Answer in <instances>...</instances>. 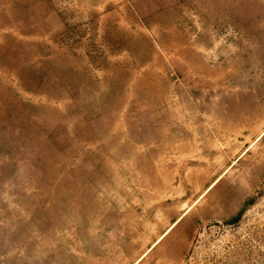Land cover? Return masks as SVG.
<instances>
[{
	"label": "rangeland",
	"instance_id": "374dc122",
	"mask_svg": "<svg viewBox=\"0 0 264 264\" xmlns=\"http://www.w3.org/2000/svg\"><path fill=\"white\" fill-rule=\"evenodd\" d=\"M0 264H264V0H0Z\"/></svg>",
	"mask_w": 264,
	"mask_h": 264
},
{
	"label": "bare ground",
	"instance_id": "6f19581e",
	"mask_svg": "<svg viewBox=\"0 0 264 264\" xmlns=\"http://www.w3.org/2000/svg\"><path fill=\"white\" fill-rule=\"evenodd\" d=\"M175 224V222H173L170 226H169V228H167L166 229V231L164 232V233H162L158 238H157V240L155 241V242H157L158 240H160L162 237H163V235L165 234V233H167L171 228H172V226ZM154 242V243H155Z\"/></svg>",
	"mask_w": 264,
	"mask_h": 264
},
{
	"label": "crops",
	"instance_id": "0c3cea01",
	"mask_svg": "<svg viewBox=\"0 0 264 264\" xmlns=\"http://www.w3.org/2000/svg\"><path fill=\"white\" fill-rule=\"evenodd\" d=\"M170 224H171V223H170ZM170 224H169V225H170ZM168 227H169V226H168ZM168 227H167V228H168ZM167 228H166V229H167ZM166 229H165V230H166ZM163 233H164V232H163ZM161 234H162V233H161ZM161 234H160V235H161Z\"/></svg>",
	"mask_w": 264,
	"mask_h": 264
}]
</instances>
